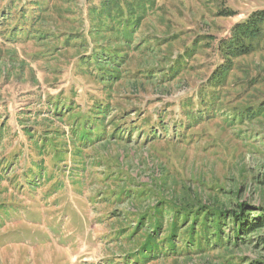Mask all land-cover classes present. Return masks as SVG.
<instances>
[{
  "label": "rangeland",
  "instance_id": "1",
  "mask_svg": "<svg viewBox=\"0 0 264 264\" xmlns=\"http://www.w3.org/2000/svg\"><path fill=\"white\" fill-rule=\"evenodd\" d=\"M100 2L0 0V264H264V230L142 253L187 211L264 212V41L220 47L264 0Z\"/></svg>",
  "mask_w": 264,
  "mask_h": 264
},
{
  "label": "trees",
  "instance_id": "2",
  "mask_svg": "<svg viewBox=\"0 0 264 264\" xmlns=\"http://www.w3.org/2000/svg\"><path fill=\"white\" fill-rule=\"evenodd\" d=\"M100 4H102V8L95 6L90 9L92 17L97 14L96 18L98 22H100L102 17H117L120 12L123 14V11H121L122 7L120 6L121 0H111L110 4H107L106 0H101ZM136 4L137 6L140 5V3ZM112 11H117V15L112 14ZM236 13L234 10L224 9L218 14L220 16L233 17ZM142 19L143 17L138 18V20H131L130 26H134L135 23H138V25H135L129 31L122 30L120 26L121 21L117 22L114 20H111L107 26L102 25V30L105 29L111 32L115 25L118 24V34L122 37V40L126 43H132L134 32L140 27ZM262 41H264V10H257L249 15L246 20L238 22L233 28L231 37L223 40L220 47L224 49V53L227 56L239 57L253 52ZM110 56L109 54L107 57ZM82 61L83 64H89L88 58H82ZM106 64L105 72L114 66L113 61ZM227 69H229L228 66H226L225 73ZM109 76L112 79L111 73ZM27 135L33 138L34 133L32 131L27 132ZM1 167L0 165V169ZM0 179L3 181L4 176H0ZM208 210V208L206 210L202 208L199 211H187L185 218L182 215L178 216L169 226L167 235L163 237L161 236L164 230L161 232V235L147 234L142 243L143 256L146 253L157 251L152 255L153 259H158L160 256L170 257L179 253L180 248L185 249L186 255L192 253L191 249L198 250V252H206L207 250L219 249L220 247L230 250L249 243L247 242V238L250 235L264 230V212L253 216L249 220V217L245 215L244 206L241 207L240 211L212 210L210 212ZM226 223H232L233 225L230 234H227L224 228ZM158 231V227L151 230V232ZM257 241L264 243V234H259ZM143 249L145 252H143Z\"/></svg>",
  "mask_w": 264,
  "mask_h": 264
}]
</instances>
